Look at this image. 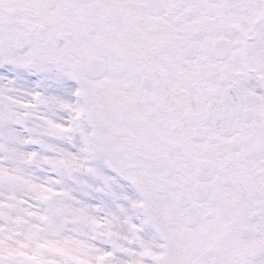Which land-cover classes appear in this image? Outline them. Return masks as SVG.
<instances>
[{"label": "snow or ice", "instance_id": "snow-or-ice-1", "mask_svg": "<svg viewBox=\"0 0 264 264\" xmlns=\"http://www.w3.org/2000/svg\"><path fill=\"white\" fill-rule=\"evenodd\" d=\"M0 264H264V0H0Z\"/></svg>", "mask_w": 264, "mask_h": 264}]
</instances>
